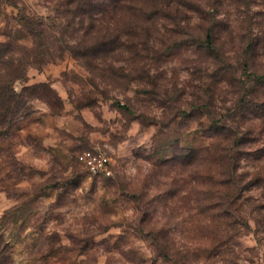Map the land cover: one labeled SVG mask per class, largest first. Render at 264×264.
<instances>
[{"label":"clouds","instance_id":"1","mask_svg":"<svg viewBox=\"0 0 264 264\" xmlns=\"http://www.w3.org/2000/svg\"><path fill=\"white\" fill-rule=\"evenodd\" d=\"M0 264H264V0H0Z\"/></svg>","mask_w":264,"mask_h":264}]
</instances>
